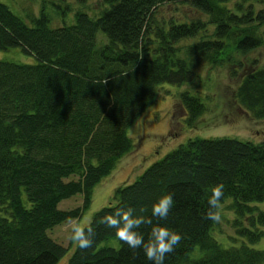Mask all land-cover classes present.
I'll return each mask as SVG.
<instances>
[{
    "label": "trees",
    "instance_id": "1",
    "mask_svg": "<svg viewBox=\"0 0 264 264\" xmlns=\"http://www.w3.org/2000/svg\"><path fill=\"white\" fill-rule=\"evenodd\" d=\"M101 1L98 15L76 10L73 22L51 25L44 5L27 20L0 0V49L19 45L37 59L0 58V264H151L97 222L118 207L152 218V205L168 193L174 207L159 223L184 239L165 264H264V248L222 246L210 232L215 223L203 218L212 187L222 183L237 233L264 236V209L251 203L264 199V138L189 137L114 188L84 225L95 229L91 248L74 244L66 255L68 247L48 233L78 218L94 185L132 149L127 128L159 83L196 82L202 65L264 42V8L256 5L264 0ZM166 6L177 12L165 13ZM256 60L247 68L239 61L231 73L244 68L234 97L263 118L264 66ZM179 100L194 126L204 102L188 90ZM75 193L81 205L58 206ZM138 231L147 240L150 226ZM195 245L201 253L191 256Z\"/></svg>",
    "mask_w": 264,
    "mask_h": 264
},
{
    "label": "rangeland",
    "instance_id": "2",
    "mask_svg": "<svg viewBox=\"0 0 264 264\" xmlns=\"http://www.w3.org/2000/svg\"><path fill=\"white\" fill-rule=\"evenodd\" d=\"M23 18L27 14H38L41 6L51 16V25H60L74 21L76 10H85L90 15H98L102 8L101 0H1ZM258 7L264 8V1L257 2ZM178 9H185L179 5ZM165 13H176L166 6ZM262 27V26H261ZM99 37H105L99 32ZM187 40H184V42ZM0 58L20 62H36L32 53L24 52L19 45L0 49ZM257 58L256 65L264 66V42L245 53L232 50L231 58L220 64H204L200 70V79L196 82L171 83L161 82L157 86L156 98L148 104L136 119L128 126L127 132L132 137L134 146L119 159L113 170L103 176L93 187L92 200L78 218L55 224L48 233L58 242L68 247L66 255L72 251L74 242L69 239L73 222L85 225L92 213L108 203L114 188L122 183L133 180L152 161L162 157L167 151L184 142L189 137L231 136L241 139L259 141L264 138V117L256 118L241 107L235 97V87L240 81L243 67H249L251 60ZM242 61L236 74L231 70ZM188 90L198 95L205 104L194 126L187 123V113L179 100L180 92ZM232 197L221 201L222 219L211 228V234L222 246L238 245L245 241L249 246L264 248V236L259 240L250 241L239 235L234 225L235 213L230 207ZM83 196L75 193L63 198L58 203L60 208H71L81 205ZM259 209H264V199L252 201ZM246 222V221H244ZM107 244H116V238L106 240ZM201 253L199 245H195L191 256Z\"/></svg>",
    "mask_w": 264,
    "mask_h": 264
},
{
    "label": "clouds",
    "instance_id": "3",
    "mask_svg": "<svg viewBox=\"0 0 264 264\" xmlns=\"http://www.w3.org/2000/svg\"><path fill=\"white\" fill-rule=\"evenodd\" d=\"M224 198V185L222 183L212 187L211 195L208 197V209L204 214L205 220L219 223L222 219L221 201ZM174 194L168 193L161 196L151 209V216L146 218L143 215H136L132 207L115 208L113 212L99 219V225L115 229L116 237L132 250L133 258L138 256L142 250L151 264H165L166 257L173 253L181 244L184 236L179 231L171 230L162 225L159 221L167 220L170 211L174 207ZM141 213L146 209L141 208ZM141 226H150V233L147 240L138 229ZM95 229L91 226H84L79 222H73L70 228L69 239L80 249L91 248L94 244Z\"/></svg>",
    "mask_w": 264,
    "mask_h": 264
}]
</instances>
